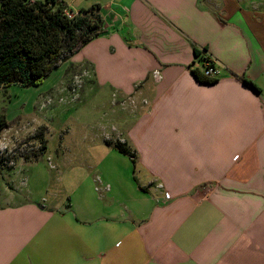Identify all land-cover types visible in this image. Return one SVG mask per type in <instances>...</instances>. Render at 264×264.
I'll return each instance as SVG.
<instances>
[{"label":"crops","instance_id":"crops-1","mask_svg":"<svg viewBox=\"0 0 264 264\" xmlns=\"http://www.w3.org/2000/svg\"><path fill=\"white\" fill-rule=\"evenodd\" d=\"M65 1L98 4L106 29L65 73L135 110L91 125L85 161L58 160L88 182L74 204L0 203V264H264V0ZM209 61L220 75L201 83L191 68Z\"/></svg>","mask_w":264,"mask_h":264},{"label":"rangeland","instance_id":"rangeland-1","mask_svg":"<svg viewBox=\"0 0 264 264\" xmlns=\"http://www.w3.org/2000/svg\"><path fill=\"white\" fill-rule=\"evenodd\" d=\"M65 70L66 63L55 68L39 85L0 87V112L6 114L9 122L8 127L0 129V203L13 193L19 200L31 191L41 190L42 196L58 201L57 204L63 200L67 204L72 200L74 204L88 182L76 186V175L61 174L58 160L71 168L78 165L80 158L85 161L84 150L93 145L90 136H86L94 133L91 125L100 120H118L126 116L127 108L134 106L122 105L116 94L111 96L104 90L94 93L87 82L88 76L80 69L70 67L73 78L64 84L71 75ZM81 82L86 88L84 92L77 86ZM42 135L46 150L41 152L42 139L39 137ZM48 153H51L49 158ZM106 164L107 159L101 166ZM91 171L98 174L94 168ZM103 183L104 180L94 182L96 193L102 199L105 195Z\"/></svg>","mask_w":264,"mask_h":264},{"label":"trees","instance_id":"trees-1","mask_svg":"<svg viewBox=\"0 0 264 264\" xmlns=\"http://www.w3.org/2000/svg\"><path fill=\"white\" fill-rule=\"evenodd\" d=\"M67 8L65 0H0V87L39 85L86 43L106 32L98 4L73 17L67 15ZM195 53L197 57L202 55L196 47ZM207 64L214 66L210 61ZM191 71L201 83L210 84L217 79L198 66ZM239 78L258 90L252 80L243 75ZM8 126L6 114L0 112V129ZM39 138L42 152L46 141L43 135ZM114 147L134 158L135 153L126 142L117 140Z\"/></svg>","mask_w":264,"mask_h":264},{"label":"built area","instance_id":"built-area-1","mask_svg":"<svg viewBox=\"0 0 264 264\" xmlns=\"http://www.w3.org/2000/svg\"><path fill=\"white\" fill-rule=\"evenodd\" d=\"M66 13L69 17H73L77 14L74 11L69 10L68 8L66 9ZM204 72L206 75H208L210 77H215V78H218V76L220 75V70L215 65L211 66L210 64H206V66L204 67ZM155 75L156 76L159 75L158 71H155ZM77 86H79L78 88H80L82 86V82L80 85H77ZM73 87H75V86H73ZM75 89L76 88H73V91H75Z\"/></svg>","mask_w":264,"mask_h":264}]
</instances>
